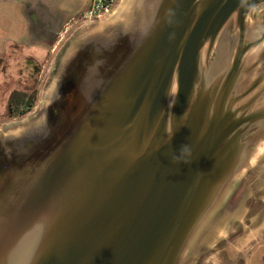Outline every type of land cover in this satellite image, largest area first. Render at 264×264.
<instances>
[{"label": "water", "instance_id": "95a60500", "mask_svg": "<svg viewBox=\"0 0 264 264\" xmlns=\"http://www.w3.org/2000/svg\"><path fill=\"white\" fill-rule=\"evenodd\" d=\"M260 4L137 0L58 62L32 129L0 134V264H182L264 156Z\"/></svg>", "mask_w": 264, "mask_h": 264}, {"label": "rangeland", "instance_id": "374dc122", "mask_svg": "<svg viewBox=\"0 0 264 264\" xmlns=\"http://www.w3.org/2000/svg\"><path fill=\"white\" fill-rule=\"evenodd\" d=\"M136 2L127 0L116 18L108 13L84 21L80 14L90 0H0V134L28 130L26 121L40 117L41 101L58 62L82 42L107 40L124 30ZM13 90H37L34 106L22 117L7 116ZM182 264H264V156L238 176Z\"/></svg>", "mask_w": 264, "mask_h": 264}, {"label": "trees", "instance_id": "16d2710c", "mask_svg": "<svg viewBox=\"0 0 264 264\" xmlns=\"http://www.w3.org/2000/svg\"><path fill=\"white\" fill-rule=\"evenodd\" d=\"M37 90L32 93H26L20 90H13L9 95L7 116L22 117L27 114L35 104Z\"/></svg>", "mask_w": 264, "mask_h": 264}, {"label": "built area", "instance_id": "2783aa9c", "mask_svg": "<svg viewBox=\"0 0 264 264\" xmlns=\"http://www.w3.org/2000/svg\"><path fill=\"white\" fill-rule=\"evenodd\" d=\"M118 0H90L89 6L80 14V19L87 21L107 15Z\"/></svg>", "mask_w": 264, "mask_h": 264}, {"label": "bare ground", "instance_id": "6f19581e", "mask_svg": "<svg viewBox=\"0 0 264 264\" xmlns=\"http://www.w3.org/2000/svg\"><path fill=\"white\" fill-rule=\"evenodd\" d=\"M126 2H127V0H118V3L115 5V7L112 9V11L109 12V14H108L109 17L110 18H116L117 16H119L121 11H123L125 9ZM133 10H134V8H133ZM132 14H131L130 19L132 18ZM57 73H58V69L56 70L54 78L51 79V81L49 83V86L46 88V92H45V94L43 96V99L41 101V106L42 107L45 106L49 102V100L51 99V96H52V91L57 86ZM26 122H27V124H26L27 128H29L31 130L32 127L34 126V124L36 123L35 116L34 117H30Z\"/></svg>", "mask_w": 264, "mask_h": 264}, {"label": "flooded vegetation", "instance_id": "af4514ba", "mask_svg": "<svg viewBox=\"0 0 264 264\" xmlns=\"http://www.w3.org/2000/svg\"><path fill=\"white\" fill-rule=\"evenodd\" d=\"M255 11H256V18L261 21V24H263V21H264V4H260L259 6H257ZM51 43H52V46H54V44L56 43V40L52 41ZM50 50L52 51L53 48ZM7 108H8V103H7Z\"/></svg>", "mask_w": 264, "mask_h": 264}]
</instances>
